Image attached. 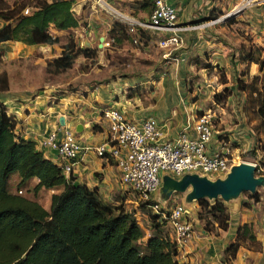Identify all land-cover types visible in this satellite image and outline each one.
<instances>
[{
	"label": "crops",
	"instance_id": "obj_1",
	"mask_svg": "<svg viewBox=\"0 0 264 264\" xmlns=\"http://www.w3.org/2000/svg\"><path fill=\"white\" fill-rule=\"evenodd\" d=\"M238 1L167 0L176 8L175 31L179 37V41L170 47L157 44V40L166 32L140 27L132 31L127 28L128 39L111 45L107 30L112 18L94 21L95 24L89 23L85 27L79 18L78 25L68 29H56L50 25V33L57 36V41L52 43L1 41L0 73L5 74L7 86L0 90V103L14 120L13 132L17 137L33 140L46 158L58 164L56 151L42 145L41 141L51 131L61 136L63 130L68 129L80 146L68 172V180L95 189L102 201L113 206L124 203L127 207L129 203H136V196L121 180L119 167L112 156L108 153L99 156L93 149L86 148L106 141L107 122L100 113L103 106L117 107L131 120L153 116L163 137L175 136L186 123L189 124L186 133L193 134L194 117L201 110L209 108L214 113V132L206 144L208 151L217 146L219 138H224L230 140L233 152L253 149L261 154L263 137L256 133L252 125L255 120L249 122L232 98L234 94H244L236 87V79L247 80L259 74L257 63L242 57H231L228 40L223 34L227 24H232L228 18L233 10H229ZM88 4L94 14H99L103 19L102 11L96 5L108 7L125 21L145 20L150 10L148 0H88L84 7L82 0H72L71 9L86 20L84 14L91 13L87 9ZM246 5L238 9L235 20H245L241 27L243 33H249L247 36L253 45L263 47L264 3ZM220 16H223L221 20ZM125 24L128 26L127 22ZM142 33L148 35L149 39L140 44L141 48L131 42L141 39ZM100 35L103 40L98 46ZM68 37H72L81 48L94 47V58L91 60L79 54L68 68L54 70L47 67L46 61L59 55L62 43ZM151 42L162 50L159 55L149 54ZM112 53H119V56L113 58ZM139 53H146L151 57L149 61L160 60L161 64L158 62V68L151 65L144 67V60L136 56ZM195 57L198 58L197 64L191 61ZM218 69L223 70L225 82L216 81ZM194 76L210 85L211 92L227 87L231 94L227 95L224 105L211 99V104L203 107L198 100L193 102L182 96L188 89L183 93L178 84L183 83L184 78ZM165 79L170 81L168 86L164 85ZM149 83L152 84L151 88H146ZM147 95L152 98L149 99ZM60 116L62 123L58 121ZM33 178L35 183L36 178ZM260 187L255 190L258 193L256 200L251 196L253 192L239 194L226 201L220 199L227 212L225 228H219L214 221L209 229L205 228L203 219L198 217L197 200L186 202L184 194L176 200L175 191L163 199V203L170 199V205L182 203L192 225L188 240L176 246L175 264H264V186ZM60 189L58 185L40 187L36 191L38 196L42 194L45 197L44 208L49 206L50 194ZM157 199H161L160 195ZM36 201L39 202L38 197ZM133 214L141 227L138 217L148 224L147 214L142 208H136ZM243 222L251 224L253 241L237 239V225ZM147 224L143 241L150 234ZM234 239L239 244L234 256L229 258L228 252L223 254V250Z\"/></svg>",
	"mask_w": 264,
	"mask_h": 264
},
{
	"label": "trees",
	"instance_id": "obj_2",
	"mask_svg": "<svg viewBox=\"0 0 264 264\" xmlns=\"http://www.w3.org/2000/svg\"><path fill=\"white\" fill-rule=\"evenodd\" d=\"M71 4L72 0H20L8 5L0 0V42L57 41V36L49 31L50 25L56 29L78 25L79 17ZM28 5L31 9L23 13ZM127 28L126 24L112 20L107 30L109 44L128 39ZM261 49L255 46L241 50L243 59L257 63L260 87H254L251 82L246 84L241 78L235 80V85L239 84L242 90L251 86L250 91L256 96L257 126L264 128V52L260 53ZM79 54L92 60L96 52L94 47H79L68 37L59 55L46 61L47 67L68 68ZM191 61L197 64L198 58ZM220 72L221 82H225L223 70ZM6 86L5 74L0 73V90ZM13 126L14 120L0 103V264H175L176 245L169 239L165 218L150 209L144 210L150 234L143 241V228L130 210L102 201L95 189L66 180L60 167L46 158L33 140L15 135ZM258 169L259 164H255L259 174ZM12 172L18 175V186L35 177L31 186L34 192L40 187L60 185L61 189L50 194L49 206L44 208L36 200L7 189ZM257 195L256 191L251 194L255 200ZM197 202L198 217L203 219L205 228L209 229L213 221L219 228L226 227L227 212L219 198H199ZM235 235L237 239L254 240L250 223L238 224ZM238 244L235 239L228 242L223 254L228 252L232 258Z\"/></svg>",
	"mask_w": 264,
	"mask_h": 264
},
{
	"label": "built area",
	"instance_id": "obj_3",
	"mask_svg": "<svg viewBox=\"0 0 264 264\" xmlns=\"http://www.w3.org/2000/svg\"><path fill=\"white\" fill-rule=\"evenodd\" d=\"M28 8H23L26 13ZM223 16H220V20ZM176 8L167 0H150V10L145 20L127 19L128 31L135 27L166 32L158 40L162 47H170L179 41L175 31ZM219 18H215L218 20ZM136 42V39H133ZM107 122L106 141L86 146L103 156L108 153L119 167L120 178L134 192L136 202L166 219L169 239L176 246L184 244L191 235L192 225L186 216V207L175 202L165 206L154 198L160 184V175L167 173L178 178L186 172H197L209 177L222 176L232 164L233 146L229 139L219 138L217 146L208 151L206 144L214 132V113L209 108L201 110L193 119V134H187L184 124L172 137H163L156 119L147 115L139 120L128 119L117 107L110 105L100 109ZM53 148L66 180L80 146L74 135L64 129L61 136L49 132L41 141Z\"/></svg>",
	"mask_w": 264,
	"mask_h": 264
},
{
	"label": "rangeland",
	"instance_id": "obj_4",
	"mask_svg": "<svg viewBox=\"0 0 264 264\" xmlns=\"http://www.w3.org/2000/svg\"><path fill=\"white\" fill-rule=\"evenodd\" d=\"M5 1L7 2L8 5H12L13 2H15V1L18 2L20 0H5ZM31 2H32V4L34 3L33 1H31ZM87 2H88V0H82V7H84ZM254 2H260V4H261V3H264V0H239L238 3L235 6H232L231 9L229 10V12L232 10L234 12V14H232L233 12L230 13V16H229L230 18H228L229 22L230 23L232 22V24L231 25L227 24V27L225 28V30H223V34H225V37L228 40V44L230 46L231 57H236L237 59L241 58L242 57L241 56V50H246L248 47L255 48V45H253V43L250 42L251 38L247 36L249 33L245 34V33H243V30L241 29V27H243V24L246 23L245 20H239V19L235 20V18H237V16H238L236 12L238 11V9L241 6L246 5V4H247L246 6H250ZM96 6L98 7V9L100 11H102L101 16H104V19H103V17H99V14L95 15L93 12V8L91 7V9H90V6L88 4L87 9L88 10L90 9L91 13L88 14V12H87L84 14L85 9L83 10V14H84L86 20L82 19L83 16H80V17L78 16L80 18L81 23H84V27L86 24H89V23H90V25L95 24L94 21L102 22V20H106V18H107V20H111V18H112V20L114 18L118 21L122 20L120 22L125 24L126 21L124 20V18H122L121 15L110 11L108 9V7H106L104 5L102 7H99V5H96ZM75 7H76V9H78V5H76ZM27 8L29 10L31 9V7H29V5L27 6ZM261 36H262V34H261ZM141 37L143 38V40L146 39V41H143ZM141 37H140L141 39H137L136 42L132 41L131 43L137 44L138 46L141 47L140 44L146 43L149 39V36L148 35L145 36L142 33ZM149 48H150V49H148V51L150 50L149 54H156V55L158 54L159 55L162 51L159 49V47L154 45L153 42H151V44L149 45ZM259 48H262L260 53H263L264 52V45H263V47L261 46ZM112 54H114L113 58H117V56H119V53H117V54L112 53ZM136 56L141 58V60H144V62L142 63V65L144 67L151 65L155 68H158V66L156 67V65H158V62L161 64L160 60L153 62V63L151 61H149V59L151 57H149L148 54H146V53H144V54L139 53ZM217 72L218 73H217V80L216 81H221V79H223V75L221 74L220 69H218ZM153 76L154 75L152 74V77ZM251 77L247 78L246 84H249L251 82V83H253L254 87L259 88L260 84H261V82H260L261 73L259 72V74H257L255 79H252ZM165 80H166V84H164V85L168 86L170 81L168 79H165ZM178 85H179V88L182 89L183 93L185 92L186 89H188L187 92H185L184 95H182V96L188 97L189 101L194 102V101L198 100V104L203 106V107H207L208 105H210L211 99H213L214 102H216L218 104L224 105L223 103H224L227 95L231 94V91L228 90L227 87L222 88L218 91L211 92L212 89H210L211 88L210 85L205 84V81L200 80L199 78H197V76H194L191 79L184 78L183 83L181 82V84H178ZM151 86H152V84L149 83L148 85H146V88H148V87L151 88ZM239 87L240 86L238 84L237 88L240 89ZM192 90H193V92H192ZM241 90L242 89H240V91ZM250 90H251V86L243 89V92H244L243 95L241 93H240V95L234 94L232 98H233V103L235 105L239 106V108L243 110V112H244V114H245V116L249 122H253V120H255L252 123V125H253L256 133L257 134L259 133V135L263 137V141L261 142V145H260L262 147V153L258 154V152L254 151L253 149H249V151H247V152L246 151L238 152L237 154L233 155V157H232L233 162L232 163H237L239 161H249L251 163L254 162L255 164H259L258 171H260V173L264 174V165L262 164V161H264V128L257 126L259 123V118L255 113V107H254L255 103H256V99H255L256 96ZM147 96L149 99L152 98V97H150L151 95H147ZM215 127L218 129L217 125ZM255 173L258 174L257 171H255ZM17 179H18L17 173L12 172L10 174V177L8 178V181H7V189L10 192L21 194L27 198L34 199V200H36V197H38V199H39L38 203L40 205L45 204V202H46L44 200L45 197L42 194L38 196L37 193L34 192L31 188L32 184L34 183L33 177L29 178L21 186H18L16 184ZM257 188L260 189L261 187L258 186ZM158 190L159 189H157L154 192V198H156V199H157V196L159 195ZM247 193H249V191H242L240 194H247ZM183 194H184V192H176L175 193V199L178 200L179 198H181L183 196ZM217 198H219V197H217ZM205 199L213 200L214 198H212V199L205 198ZM163 204L165 206H170L171 200L168 199ZM120 206H122L123 208H128L132 213L135 212L136 208H138V207L144 208L143 210H148V208L144 207L142 204H139L138 202L129 203V206H127V207L124 205V203H121ZM138 219L142 225L143 232L145 234L144 229H145L147 223L142 218L138 217Z\"/></svg>",
	"mask_w": 264,
	"mask_h": 264
},
{
	"label": "water",
	"instance_id": "obj_5",
	"mask_svg": "<svg viewBox=\"0 0 264 264\" xmlns=\"http://www.w3.org/2000/svg\"><path fill=\"white\" fill-rule=\"evenodd\" d=\"M103 36L98 38L101 46ZM63 122L62 116L58 118ZM258 186H264V174L255 173V164L249 161L232 163L222 176L209 177L197 172H186L178 178L167 173L160 175V184L157 189L161 199L167 198L173 191L184 192V200H198L199 198H217L226 201L236 197L242 191L254 192Z\"/></svg>",
	"mask_w": 264,
	"mask_h": 264
}]
</instances>
